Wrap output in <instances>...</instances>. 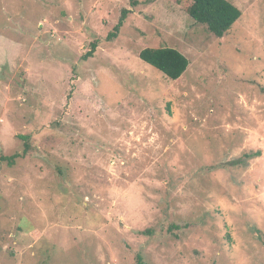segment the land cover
<instances>
[{
	"label": "rangeland",
	"instance_id": "rangeland-1",
	"mask_svg": "<svg viewBox=\"0 0 264 264\" xmlns=\"http://www.w3.org/2000/svg\"><path fill=\"white\" fill-rule=\"evenodd\" d=\"M227 1L215 38L185 0H0V157L29 145L0 264H264V0ZM161 46L175 81L138 58Z\"/></svg>",
	"mask_w": 264,
	"mask_h": 264
},
{
	"label": "trees",
	"instance_id": "trees-1",
	"mask_svg": "<svg viewBox=\"0 0 264 264\" xmlns=\"http://www.w3.org/2000/svg\"><path fill=\"white\" fill-rule=\"evenodd\" d=\"M155 0H145V4H150ZM182 1V0H178ZM188 16L198 25L205 26L206 30L215 38H222L231 29L232 25L240 18V10L227 0H185ZM131 6H135L132 1ZM131 10L124 9L120 12L119 18L112 31L106 36V40L117 37L125 19ZM96 49V43L90 44V49L82 58L90 57ZM138 58L159 71L167 79L175 81L189 67V60L178 50L161 46L157 48L145 47L138 53ZM22 153H16L8 157H0V161L6 162L8 166H13L17 159L23 158L29 151L28 143L24 145ZM136 264H140L138 258Z\"/></svg>",
	"mask_w": 264,
	"mask_h": 264
}]
</instances>
